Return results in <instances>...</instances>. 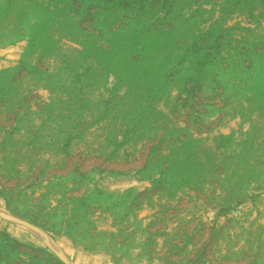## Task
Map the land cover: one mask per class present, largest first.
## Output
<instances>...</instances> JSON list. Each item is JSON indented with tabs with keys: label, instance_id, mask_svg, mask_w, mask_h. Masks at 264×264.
Instances as JSON below:
<instances>
[{
	"label": "rangeland",
	"instance_id": "rangeland-1",
	"mask_svg": "<svg viewBox=\"0 0 264 264\" xmlns=\"http://www.w3.org/2000/svg\"><path fill=\"white\" fill-rule=\"evenodd\" d=\"M0 264H264V0H0Z\"/></svg>",
	"mask_w": 264,
	"mask_h": 264
}]
</instances>
